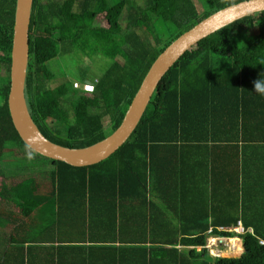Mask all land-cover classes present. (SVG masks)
<instances>
[{
    "label": "trees",
    "instance_id": "1",
    "mask_svg": "<svg viewBox=\"0 0 264 264\" xmlns=\"http://www.w3.org/2000/svg\"><path fill=\"white\" fill-rule=\"evenodd\" d=\"M244 1L248 0H209L201 15L196 0H144V8L128 0L111 6L104 0H70L69 27L62 17L58 40L69 42L82 55L102 54L113 61L93 86L79 90L70 80L49 86L55 74L47 65L59 56L60 45L35 30L40 18L33 9L26 97L34 121L47 139L66 148L82 149L104 141L109 136L107 122L112 133L118 129L143 78L165 49L213 14ZM16 7L17 0H0V160L9 143L28 147L9 107ZM126 10L127 25L123 28L120 20ZM155 18L174 28L165 41L155 38L153 42L146 36V27ZM258 79H264V12L203 40L175 63L158 84L130 140L108 160L76 168L46 158L54 166L51 188L40 175L26 176L19 183L14 178L6 180L0 170V198L19 200L25 217L38 210L42 216L47 202L52 201L57 235H62L64 228L86 230L95 216L94 207H100L102 214L96 218L102 220L103 229L110 231L109 238L113 236L103 242L129 243L136 246V251H147L145 255L140 253L143 264H157L147 249H141L146 244L175 252L177 245L205 247L212 228L203 224L175 226L170 218L175 219L170 213L169 195L160 196L168 210L162 214L167 216V226L153 227L146 207L155 205L152 198H159L155 193L158 186L175 187L180 167L187 164L195 149L204 146L202 149L207 150L205 145L209 143L225 144L232 162L238 164L242 140L264 141V95L254 90ZM256 95L260 107L248 112L247 103ZM161 168L165 169L162 176L157 174ZM183 183L185 179L179 185ZM95 197L103 202L95 203ZM112 198L116 201L111 202ZM130 199L136 220L126 229L121 209ZM108 220L112 222L106 224ZM238 222V218L233 221L236 225ZM44 231L46 234L47 227ZM213 235L239 238L234 232L217 228ZM263 238L256 229L252 235L246 228L240 238L245 250L240 257L212 261L207 250H190L188 254L194 257V264H264Z\"/></svg>",
    "mask_w": 264,
    "mask_h": 264
},
{
    "label": "crops",
    "instance_id": "2",
    "mask_svg": "<svg viewBox=\"0 0 264 264\" xmlns=\"http://www.w3.org/2000/svg\"><path fill=\"white\" fill-rule=\"evenodd\" d=\"M196 3L198 4V0ZM142 7L144 8L143 5ZM254 97V101L249 99L247 103L248 112L260 107L258 96ZM205 146L209 148L206 150L201 146L200 149H195L187 164L180 167L173 189H160L158 186L155 190L159 198L153 197L155 205L146 207L147 214L152 217L151 225H168L165 223L167 216H164L168 211L167 206L161 203L160 196L169 195L171 198L168 203L173 208L170 213H173L175 219L173 216L170 218L174 220L175 226L181 223L186 227L203 224L228 232L240 228L244 229V234L247 228L252 235L256 229L264 236V141L242 140L238 164L232 162L231 151L225 144L209 143ZM237 166L239 175L236 174ZM157 174L164 175L165 169L161 168ZM181 179H185L183 186L179 185ZM115 201V198L111 199V202ZM132 201L125 200L121 209L126 229L133 227L136 220L133 218L135 211ZM165 201L167 202V199ZM94 202L103 200L101 197H95ZM46 205L45 214L42 216L38 210L25 217L19 200L5 198V205L0 204V264H143L140 253L145 255L147 251H136V246L129 243L103 242L113 236L109 238L110 231L103 229L102 220L96 218L102 214L100 207H94L95 216L92 223L86 230H82L85 235H82V231L72 228H64L62 235H57L56 229L53 228L56 223L54 203L51 201ZM142 213L144 214V210ZM237 218L239 222L236 225L233 221ZM110 222L108 220L106 224ZM41 232L43 238H40ZM237 236L239 238L236 239L240 240L243 246V252L236 256L240 257L245 251L240 239L243 235ZM261 244L264 245V238ZM161 247L146 244L141 249H147L148 256L157 264L195 263L194 257L188 254V251L195 250L192 247L177 245L175 249L178 252L162 251ZM210 259L213 261L214 258Z\"/></svg>",
    "mask_w": 264,
    "mask_h": 264
},
{
    "label": "water",
    "instance_id": "3",
    "mask_svg": "<svg viewBox=\"0 0 264 264\" xmlns=\"http://www.w3.org/2000/svg\"><path fill=\"white\" fill-rule=\"evenodd\" d=\"M33 8L34 0H17L9 94L12 119L21 139L32 151L53 161L84 168L108 160L130 140L158 84L175 63L203 40L238 21L264 12V0H248L227 7L173 41L146 73L118 129L104 141L82 149L66 148L47 139L29 111L26 86Z\"/></svg>",
    "mask_w": 264,
    "mask_h": 264
},
{
    "label": "rangeland",
    "instance_id": "4",
    "mask_svg": "<svg viewBox=\"0 0 264 264\" xmlns=\"http://www.w3.org/2000/svg\"><path fill=\"white\" fill-rule=\"evenodd\" d=\"M104 1L110 6L121 2V0ZM138 1L140 0H128L130 4L136 3L139 6L145 4L141 2H144V0H141L140 3H138ZM208 1L209 0H198L197 6L201 15L204 14L206 10L205 4ZM127 14L128 12L126 10L120 20L123 28L127 25ZM173 32L174 28L169 23L163 22L158 18L153 20L151 26L148 25L146 27V36H151L152 41L155 38H160L165 41L172 36ZM59 51V56L47 65L55 74V79L49 83V86L52 87L69 80L76 89L91 87L96 83L95 80L101 78L105 71L113 65V61L102 54L94 57L88 54L82 55L71 47L69 48V52H64L61 46H59ZM108 122L105 126V131L106 134L110 136L113 133ZM0 170L2 176H4L6 180L14 178L19 183L25 181L23 179L26 176L31 177V175H40L42 178L41 181L47 183L49 188L52 187L51 173L53 171V166L50 164V161L37 155V153L22 144L9 143L6 146L5 156L0 160ZM42 176L47 177L43 178ZM4 199L0 198V201ZM0 204L5 205V200L1 201ZM233 240L237 239H232V241Z\"/></svg>",
    "mask_w": 264,
    "mask_h": 264
},
{
    "label": "flooded vegetation",
    "instance_id": "5",
    "mask_svg": "<svg viewBox=\"0 0 264 264\" xmlns=\"http://www.w3.org/2000/svg\"><path fill=\"white\" fill-rule=\"evenodd\" d=\"M70 0H34V12L36 17L40 20L36 22V31L40 35H49L55 41L58 40L59 35L57 30L60 26L62 17L64 18L65 27H69V13ZM63 10V13L61 12ZM46 17H49V23L45 24ZM58 44L62 47L64 52H69V42H60Z\"/></svg>",
    "mask_w": 264,
    "mask_h": 264
},
{
    "label": "built area",
    "instance_id": "6",
    "mask_svg": "<svg viewBox=\"0 0 264 264\" xmlns=\"http://www.w3.org/2000/svg\"><path fill=\"white\" fill-rule=\"evenodd\" d=\"M95 81L97 82V80H95ZM221 230H223V229H221ZM234 231L236 232L237 235H241V234L244 235V229L238 228V229L233 230L232 232H234ZM208 236H209V238L207 240V245L205 247L194 248V249H197L200 252L202 250H207L209 256H211L212 258L223 257L221 254L224 251H226V249L229 247L228 242H227L229 239H222L219 237H215L213 235V229H211L208 232ZM214 250L216 251V254H214ZM225 257H230V256H225ZM234 257H236V256H234Z\"/></svg>",
    "mask_w": 264,
    "mask_h": 264
},
{
    "label": "bare ground",
    "instance_id": "7",
    "mask_svg": "<svg viewBox=\"0 0 264 264\" xmlns=\"http://www.w3.org/2000/svg\"><path fill=\"white\" fill-rule=\"evenodd\" d=\"M228 248L221 255L222 256H239L243 252V246L240 240H228ZM214 254L216 251L214 250Z\"/></svg>",
    "mask_w": 264,
    "mask_h": 264
},
{
    "label": "clouds",
    "instance_id": "8",
    "mask_svg": "<svg viewBox=\"0 0 264 264\" xmlns=\"http://www.w3.org/2000/svg\"><path fill=\"white\" fill-rule=\"evenodd\" d=\"M254 90L264 95V79H258L254 82Z\"/></svg>",
    "mask_w": 264,
    "mask_h": 264
}]
</instances>
